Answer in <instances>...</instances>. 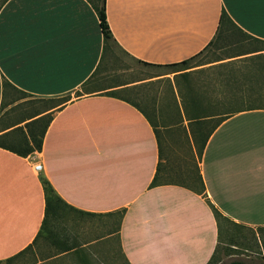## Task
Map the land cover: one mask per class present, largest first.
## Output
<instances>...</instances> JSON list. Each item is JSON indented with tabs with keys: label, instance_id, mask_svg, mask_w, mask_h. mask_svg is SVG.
<instances>
[{
	"label": "crops",
	"instance_id": "0c3cea01",
	"mask_svg": "<svg viewBox=\"0 0 264 264\" xmlns=\"http://www.w3.org/2000/svg\"><path fill=\"white\" fill-rule=\"evenodd\" d=\"M222 11L234 33L264 41L259 6H229L225 0H105L115 44L147 65H172L204 50L226 28L219 24ZM0 25V141L49 115L39 150L21 155L0 145V261L40 237L42 179L72 207L61 216L59 238L74 244L38 264L68 260L78 248L85 251L75 255L83 264L86 259L100 264L102 255L116 257L112 242L124 264H208L224 232L214 210L236 226L264 228V106L233 112L218 122L219 115L197 119L195 94L171 82L162 101L148 108L152 119L142 106L107 94L128 86L98 88L90 80L104 60L100 21L90 0L75 6L0 0ZM3 81L28 98L55 104L11 120L5 111L14 102ZM64 96L69 97L56 101ZM198 142L196 185L163 180L173 168L168 165L172 151L188 148L196 158ZM35 163L39 170L33 169ZM83 215L99 222L95 234L81 241V222L76 220V229L72 223L67 227L63 216Z\"/></svg>",
	"mask_w": 264,
	"mask_h": 264
},
{
	"label": "rangeland",
	"instance_id": "374dc122",
	"mask_svg": "<svg viewBox=\"0 0 264 264\" xmlns=\"http://www.w3.org/2000/svg\"><path fill=\"white\" fill-rule=\"evenodd\" d=\"M94 1L99 2V0ZM253 50L259 51L258 54H254V56H252L253 54H244ZM181 72L184 73L174 76ZM182 79L185 81L183 82ZM93 80V85L98 88L127 85L128 88H124L126 90H115V95L129 100L137 106H142L148 110L152 119L154 115L148 108L155 106L156 102L162 101L163 95L171 89V82L173 85L175 84L177 90L184 88L183 91L186 93L188 92L187 88L192 90L191 92L197 97L199 107H210L214 111H229L246 106H264V97L257 95L264 93V43L240 37L228 25L219 31L208 47L189 58L185 63L147 65L130 58L114 41L108 40L103 64ZM78 93L79 91L73 96ZM252 93L256 96L252 97ZM10 96L14 105L7 109L5 114L9 113L11 120L23 119L24 116L30 115L34 111L55 104L50 100L28 98L26 94L13 88L10 89ZM166 100L168 101V98ZM24 128L25 132L22 127L16 128L11 134V141L0 142L21 149L27 145V131L33 130L36 135H39L42 127L41 124L35 126L24 124ZM202 138L198 141H202ZM17 140L20 143L16 142ZM200 146L201 143L198 142L196 158L188 148L183 151H180V148L172 151V155L175 156L168 165L173 168L166 172L162 179L178 181L186 179L191 184H195L193 173L196 171ZM179 154L183 156L179 157ZM63 218H65L63 223L67 227L72 223L75 229L77 227L76 220L81 222L79 225L81 241L90 239L95 234V228L99 222L95 217L84 215L81 218L71 217L72 220L70 218L68 220L66 216ZM219 221L224 232L220 236L221 243L216 251L215 259H219L220 264H228L233 260H239L245 264H264V228L253 229L236 226L224 218H219ZM61 222L60 218L59 226H62ZM223 242L227 243V246L222 244ZM64 243L73 245L74 241H65ZM52 245L50 242L46 243L45 238L41 235L19 254L1 260L0 264H3L4 261H9L10 264H38L39 260H44L48 255L56 252L58 247L55 245L52 247ZM111 247L116 253V257L109 259L108 256L102 255L98 258L100 264H124L116 242H112ZM84 252L82 248H78L73 252V257L68 260L66 257H60L40 264H83L82 260L75 255L77 256L79 253L82 255ZM85 262L91 264L90 259H86ZM94 262H98L97 258L94 259Z\"/></svg>",
	"mask_w": 264,
	"mask_h": 264
},
{
	"label": "trees",
	"instance_id": "16d2710c",
	"mask_svg": "<svg viewBox=\"0 0 264 264\" xmlns=\"http://www.w3.org/2000/svg\"><path fill=\"white\" fill-rule=\"evenodd\" d=\"M90 2L92 3V5H93V7H94V9H95V11H96V13L98 15L99 21H100V26H101L102 36H103V51L105 53V49H106L108 40L114 41V39H113V37H112V35L110 33V30L108 28L107 21H106L105 0H99V2L94 1V0H90ZM219 24H220V28H221L222 25H226L227 27H228V25H230V26L232 25L230 19L227 17V15H226V13L224 11L221 12L220 19H219ZM219 31L220 30H218V33H219ZM216 36H217V34H216ZM252 39L255 40V41L264 43V41H260L258 39H254V38H252ZM213 41L214 40L210 41L206 45V47H208ZM253 51H255V50H253ZM187 60L188 59H185V60L180 61L178 63H185V62H187ZM173 64H177V63H173ZM98 70H99V68L98 69L96 68V70L90 76V80H92L94 78V76L96 75ZM88 81H89V79H88ZM3 87L4 88H8L9 87V88H14L15 89V87H13L7 81H3ZM115 92H116L115 90H110V91H107L106 93L109 94V95H115ZM252 94H253V95H251L252 97L256 96V95H254V93H252ZM257 95H258V97H260V94H257ZM67 99H68V96H64V97L58 98L56 101L62 102V101H65ZM194 99H195L194 102L197 105V97H195ZM257 107H262V106H246L244 108H238V109H234V110H229V111H223V112H220V113H215L213 108L212 109L210 107L209 108L208 107L203 108V107H199L197 105L198 111L195 113V118L200 119V118H205L206 116L219 115V118L216 121V122H218L223 117L228 116V115H230L233 112H237V111H240V110L257 108ZM48 119H49V115H43V116L39 117L36 120H32V121H29V122L26 123L27 126H29V125H32V126L34 125L35 126L36 124H38V125L41 124L42 128L39 131V135H36L33 132V130L29 131V132L27 131V133H28V136H27L28 138L27 139L28 140H27V145L25 147L20 149V148L13 147L11 145L4 144V143H1V142H0V145L4 146V147H6V148H8L10 150H13L14 152H17V153H19L21 155L30 153V152H32L34 150H39L40 147H41V142H42L41 141V137H42L44 128H45V126H46V124L48 122ZM9 141H11V139ZM16 142L20 143L19 140H17ZM199 154H200V152H199ZM156 180H157V174L154 176V178H153V180L151 182V185L156 184ZM42 185H43V190H44L45 207H44V217H43L40 229L38 231L37 237L42 235V237H44L45 239L47 238V240L51 244H53V245L58 247L57 250L59 252L60 251H64V250H68L69 247H68L67 244L65 245V248H64V246L62 247V245L64 243L60 241L59 234L63 231V228L61 226H59V223H60L61 216L66 211L65 208L70 209L72 207H69V205H67L53 191L52 187L50 186V184L47 182L46 179H42ZM78 212L79 213H84L83 211H78ZM213 212H214V216L216 217L217 220H219V218H222V216L219 214V212H217L215 210ZM215 262H216V259H215V254H214L212 256V259L210 261H208V264H211V263L215 264ZM228 264H245V263L242 262V261H239V260H233V261H230Z\"/></svg>",
	"mask_w": 264,
	"mask_h": 264
},
{
	"label": "snow or ice",
	"instance_id": "6c2138e0",
	"mask_svg": "<svg viewBox=\"0 0 264 264\" xmlns=\"http://www.w3.org/2000/svg\"><path fill=\"white\" fill-rule=\"evenodd\" d=\"M15 3L31 6L37 4H52V5H70L75 6L80 3V0H15ZM225 3L229 6L235 4L241 7H256L259 6L261 9L262 22H264V0H225ZM3 26L0 25V52L3 48ZM3 264H10L9 261H4Z\"/></svg>",
	"mask_w": 264,
	"mask_h": 264
},
{
	"label": "built area",
	"instance_id": "2783aa9c",
	"mask_svg": "<svg viewBox=\"0 0 264 264\" xmlns=\"http://www.w3.org/2000/svg\"><path fill=\"white\" fill-rule=\"evenodd\" d=\"M40 167H41V165L39 163L33 164V169H35V170H39Z\"/></svg>",
	"mask_w": 264,
	"mask_h": 264
}]
</instances>
